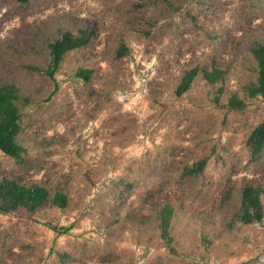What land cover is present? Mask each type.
Returning a JSON list of instances; mask_svg holds the SVG:
<instances>
[{
	"label": "rangeland",
	"instance_id": "obj_1",
	"mask_svg": "<svg viewBox=\"0 0 264 264\" xmlns=\"http://www.w3.org/2000/svg\"><path fill=\"white\" fill-rule=\"evenodd\" d=\"M80 29L91 38L50 77L49 44ZM263 40L264 0H0L23 148L0 151V179L66 196L0 213V264H264V192L260 221L236 217L245 186L264 190V148L247 143L264 121L249 95Z\"/></svg>",
	"mask_w": 264,
	"mask_h": 264
},
{
	"label": "trees",
	"instance_id": "obj_2",
	"mask_svg": "<svg viewBox=\"0 0 264 264\" xmlns=\"http://www.w3.org/2000/svg\"><path fill=\"white\" fill-rule=\"evenodd\" d=\"M91 36V29H80L76 34L66 32L52 41L49 44L50 62L46 71L47 74L53 77L58 62L61 61L63 55L69 50L85 45ZM122 50L124 51L125 48ZM251 52L252 58L256 60L258 65V74L255 84L249 89V95L264 96V40L257 43ZM197 72L198 68L194 67L183 75L176 88L177 94H181L188 88ZM76 75L87 78L88 70L79 68ZM202 75L210 83L220 78V72L216 68H212L210 71L203 70ZM17 98L16 88L12 84L0 86V151L19 160L23 148L16 141V135L19 131V114L16 105ZM228 103L238 106L241 104V101L232 97ZM247 143L252 154H257L264 148V121L251 130L247 138ZM204 162L205 160H200L195 164V167L188 169V172L197 171L202 167ZM259 192H264V190L250 185L242 189V193H240V210L236 214L239 221L246 223L261 220L263 209ZM65 199V194L56 192L50 195L45 187L38 184L24 185L13 179H0V213H8L17 208L32 211L44 202H50L62 208L66 205ZM170 215L171 209L168 206L163 207L160 214L161 236L166 241L170 240L166 234ZM53 229L58 230V232L66 231L65 227L60 228V230L57 227H53Z\"/></svg>",
	"mask_w": 264,
	"mask_h": 264
}]
</instances>
